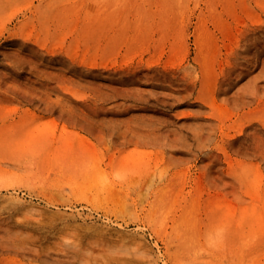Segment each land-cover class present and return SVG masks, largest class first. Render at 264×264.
<instances>
[{
	"label": "rangeland",
	"instance_id": "1",
	"mask_svg": "<svg viewBox=\"0 0 264 264\" xmlns=\"http://www.w3.org/2000/svg\"><path fill=\"white\" fill-rule=\"evenodd\" d=\"M0 239L264 264V0H0Z\"/></svg>",
	"mask_w": 264,
	"mask_h": 264
},
{
	"label": "bare ground",
	"instance_id": "2",
	"mask_svg": "<svg viewBox=\"0 0 264 264\" xmlns=\"http://www.w3.org/2000/svg\"><path fill=\"white\" fill-rule=\"evenodd\" d=\"M3 172V171H2ZM1 172V173H2ZM4 174H5V172H4ZM12 176V175H11ZM13 177H14V175H13ZM12 181V180H11ZM10 180H9V182H11ZM18 181H20V180H18ZM18 181H17V183H18ZM8 182V181H7ZM6 181H5V183H7ZM21 182V181H20ZM13 183V182H12ZM3 187H4V185H3ZM28 195V194H27ZM27 201V200H26ZM26 203V202H25ZM47 204V203H46ZM50 205V204H49ZM68 221V220H67ZM73 222V221H72ZM74 223V222H73ZM45 229V228H44ZM15 232V231H14ZM12 233H13V231H12ZM16 233V232H15ZM53 234V233H52ZM67 235V234H66ZM34 236V235H33ZM32 236V237H33ZM69 236V235H68ZM20 237H22V238H25V237H23L22 235L20 236ZM32 237L31 238H29V239H32ZM3 237H1V239H2ZM0 239V250H3V248H6V247H11V246H14V241H11V240H9V239H3V240H1ZM36 239V238H35ZM70 239V238H69ZM73 243V242H72ZM94 243V242H93ZM64 246V245H63ZM75 248V247H74ZM20 247H18V248H16V250H15V252H17V253H20ZM59 249V248H58ZM103 250V249H102ZM111 250H113V249H111ZM120 250V249H119ZM118 250V251H119ZM83 251V250H82ZM22 252V255L23 256H32L33 258H35V259H48V258H50L51 260H53V262L54 263H56V264H75V262H74V259H75V257H76V254L75 253H71L70 255H68V254H58V253H53V254H51V253H48V254H46V255H42V254H40V253H35V252H32L31 250H29V249H26L25 247H23V250L21 251ZM39 252V251H38ZM61 252V251H60ZM74 252V251H73ZM89 253V252H88ZM92 253H93V251H92ZM92 253H90L89 254V258H88V260H89V263L88 264H93V255H92ZM30 264V263H29Z\"/></svg>",
	"mask_w": 264,
	"mask_h": 264
}]
</instances>
